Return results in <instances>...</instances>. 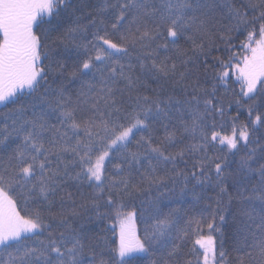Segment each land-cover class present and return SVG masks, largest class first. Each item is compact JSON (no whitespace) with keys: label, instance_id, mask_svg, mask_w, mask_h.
<instances>
[{"label":"snow or ice","instance_id":"snow-or-ice-1","mask_svg":"<svg viewBox=\"0 0 264 264\" xmlns=\"http://www.w3.org/2000/svg\"><path fill=\"white\" fill-rule=\"evenodd\" d=\"M244 7L99 0L60 31L73 0H0V264H224L229 181L238 243L264 264V0ZM193 181L219 189L217 208L179 228L163 200ZM85 189L117 237L91 255L73 222Z\"/></svg>","mask_w":264,"mask_h":264},{"label":"trees","instance_id":"trees-1","mask_svg":"<svg viewBox=\"0 0 264 264\" xmlns=\"http://www.w3.org/2000/svg\"><path fill=\"white\" fill-rule=\"evenodd\" d=\"M217 3L223 4L224 0H216ZM248 0H228V3L232 4L234 8L239 9L241 12L247 11L244 7L247 4ZM74 4H78L82 6V12L76 11L75 14H65L63 18L60 20H53V25L59 24L60 31L66 30L68 27H75L78 18H80V23L87 25L88 21L83 19V16H86L89 12H92L95 6L99 3V0H73ZM227 10L225 9V12ZM221 14L217 12V17ZM44 28H49L50 25H43ZM258 27V26H257ZM52 37L55 39L58 35L57 32L51 33ZM236 36L237 34H233ZM246 35V34H245ZM245 39V36H238L237 39L233 40V43L239 46V43ZM217 47L221 50L224 48V44L217 41ZM67 55H72V53H67ZM213 55H221L226 56L227 53L223 51H214ZM57 59H61L62 57H57ZM203 59V57L201 58ZM211 59V58H209ZM70 63V62H69ZM70 70V69H69ZM65 83H67L65 81ZM54 87L56 84L53 85ZM155 87V85H152ZM237 91L239 87L236 86ZM0 109H3V106L0 105ZM3 111H7V109H3ZM237 159H239L237 157ZM183 167V165H181ZM232 168H235V165H232ZM195 182L189 183L187 188L181 193L182 185H178L175 188L173 193L168 194V198L163 200L164 204L169 205V207L173 209H179L178 213V227L183 228L186 226V223L191 218L199 219L201 215L207 217L209 206L211 210H215L217 208V193L219 189L210 188L205 186L203 189L200 186L193 185ZM228 193L223 196V201L220 207L223 210L221 214L225 216V220L221 223L217 218V223L220 225L221 234H217V250L218 252L222 250L225 253L224 264H252V261L246 255L249 249L243 247L241 243H238L241 240L242 236L245 234L244 232V221L246 217L242 218L237 211L236 204V191L231 186V181H229L228 185ZM69 191L75 192L74 188H69ZM84 196L76 197V211L79 213L78 217L73 218V222L75 226H77L78 230L87 237L84 241L85 243V254L91 255L90 249L96 245H102L103 241L107 239L109 242L117 239L116 236L113 235L112 227L115 224L114 218L105 215L106 209L103 207L100 209L99 214L91 207V203L88 199V190H84ZM229 196L233 198L232 204L229 205ZM199 197V199H197ZM69 207L71 205L69 204ZM165 211H168V208H165ZM147 218V214L141 220L137 221V229L138 233L142 234L146 224L143 222V219ZM203 231L205 233L208 232L206 226L203 227ZM195 239V235L190 236L188 242L184 247V254H187L191 248V240ZM221 240L223 242V246L221 248ZM110 246H112L110 244ZM99 252L101 249L96 247L95 249ZM140 260L136 262V264H151L152 260H158L159 256H147L144 254H139ZM104 259H108L107 255L104 256ZM183 259V254H182Z\"/></svg>","mask_w":264,"mask_h":264}]
</instances>
